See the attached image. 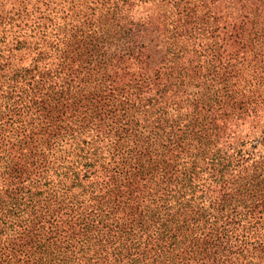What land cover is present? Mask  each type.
<instances>
[{
  "label": "trees",
  "instance_id": "1",
  "mask_svg": "<svg viewBox=\"0 0 264 264\" xmlns=\"http://www.w3.org/2000/svg\"><path fill=\"white\" fill-rule=\"evenodd\" d=\"M211 1L191 0L188 18L176 0H117L99 45L42 24L21 41L1 35V97L15 105L0 104V264H264V101L237 102L218 123L241 131L247 118L252 136H208L202 116L187 117L189 100L180 125L192 135H168L146 119L153 106L136 88L182 50L175 38L201 55ZM146 3L155 9L129 20ZM25 51L27 63L11 58ZM162 88L169 99L188 94ZM226 174L256 180L263 202L259 216L221 229L215 184Z\"/></svg>",
  "mask_w": 264,
  "mask_h": 264
},
{
  "label": "rangeland",
  "instance_id": "2",
  "mask_svg": "<svg viewBox=\"0 0 264 264\" xmlns=\"http://www.w3.org/2000/svg\"><path fill=\"white\" fill-rule=\"evenodd\" d=\"M216 1L210 2L207 19L199 25V28H203L202 38H198L201 55L193 51L188 37L180 40L175 38L178 46L184 44L182 50L177 55L169 54L155 70L138 77L137 91L140 96L149 95L147 99L151 100L153 106L151 115L146 116V119L154 116L158 118L155 124L158 132L192 135L193 130H185L180 125L184 105L189 100L194 106L188 105L186 108L187 117L202 116L206 120L203 131L208 136L216 134L220 138L231 139L242 134L253 135L255 129L247 124V118L244 119L246 126L241 131L225 124L226 128L221 132L218 123L224 118L230 119L228 107H233L237 102L245 99L264 101V0H239L235 8L227 10L221 7L224 0ZM114 3L119 5L117 0H0V40L1 35H4L8 41H21L28 34L36 33V28L42 24V30L47 35L53 36L54 29L58 28L64 30L67 36L75 34L84 38V42L99 45L111 33V21L108 17ZM175 3L174 9L179 17L191 18V0H176ZM250 8L253 9L251 13ZM150 9L155 7L146 3L143 8L132 10L129 20H139ZM231 10L233 15L227 18L226 15ZM25 15L27 17L24 18ZM179 17L175 16L169 22L173 23ZM241 26L247 34L238 35L237 29ZM16 53L11 54L12 59L22 57V64L29 61L27 51ZM92 56L95 57V54ZM42 63L45 64L44 68H48V61L44 60ZM44 68L40 70L44 71ZM1 77L0 104H5L4 97L1 96L5 93L3 90L7 86V79ZM42 78L39 76L38 80ZM181 78L184 79L181 86L188 89L187 96L182 94L176 99L167 98L168 91L162 87L167 84L172 91L179 90L180 84L178 87L173 84L179 83ZM172 79L176 82H172ZM15 94L14 91H6L4 96L8 95L13 99ZM13 105L15 103L10 101L5 104L8 107ZM155 106L162 112H155ZM259 111L257 107L254 113ZM256 119L257 114L252 121ZM166 120L169 121V129L165 128ZM211 122L217 126L213 127ZM175 125L180 126V131H173ZM216 177L215 210L221 229L261 214L263 200L256 180L242 179L235 174Z\"/></svg>",
  "mask_w": 264,
  "mask_h": 264
}]
</instances>
